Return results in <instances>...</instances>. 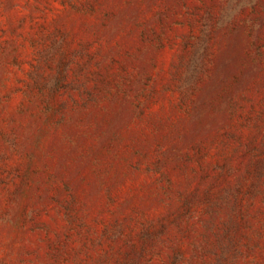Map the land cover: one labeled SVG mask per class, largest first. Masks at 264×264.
<instances>
[{
    "label": "rangeland",
    "instance_id": "1",
    "mask_svg": "<svg viewBox=\"0 0 264 264\" xmlns=\"http://www.w3.org/2000/svg\"><path fill=\"white\" fill-rule=\"evenodd\" d=\"M0 264H264V0H0Z\"/></svg>",
    "mask_w": 264,
    "mask_h": 264
}]
</instances>
